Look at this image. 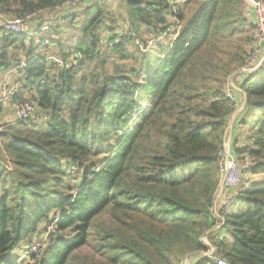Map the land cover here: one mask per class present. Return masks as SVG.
<instances>
[{
	"label": "trees",
	"instance_id": "1",
	"mask_svg": "<svg viewBox=\"0 0 264 264\" xmlns=\"http://www.w3.org/2000/svg\"><path fill=\"white\" fill-rule=\"evenodd\" d=\"M64 1L0 0V12L22 17ZM122 1L125 29L107 50L131 56L124 45L133 33L167 39H157L139 70L122 72L117 61L112 72L105 68L110 56L99 48V24L110 14L103 3L83 9L71 47L52 23L62 12L52 15L47 34L34 21L38 39L0 30V73L23 61L15 97L44 116L40 122L0 117V254L27 240L16 262L6 257L2 264L23 258L24 264H182L185 255L191 264H215L202 254L210 246L228 264H264V60L239 74L236 88L224 79L210 84L217 41L251 31L241 42L251 49L234 54V68L253 51L255 26L242 13L243 0ZM76 18L65 16L68 24ZM47 55L81 59L55 67ZM227 89L242 103L231 125L235 103ZM230 127L231 155L243 174L249 162L255 177L242 179L232 204L222 208L214 203L218 152ZM42 224L46 244L36 255L28 250ZM86 244L93 252L81 251Z\"/></svg>",
	"mask_w": 264,
	"mask_h": 264
},
{
	"label": "built area",
	"instance_id": "2",
	"mask_svg": "<svg viewBox=\"0 0 264 264\" xmlns=\"http://www.w3.org/2000/svg\"><path fill=\"white\" fill-rule=\"evenodd\" d=\"M82 4V0H65L64 2L58 3V5L52 9L32 12L22 17H7L3 13H0V30L4 35H8L10 33L28 34L29 24L32 21H36L39 23L38 30L40 32H46L50 27L48 21L53 14L74 10ZM242 13L244 17L248 21H252L255 26L254 48L250 58L242 68V72L247 73L257 68L264 60V56L259 58L257 56L261 52L264 44V0H243ZM46 58L49 61H52V65L55 67H69L76 64L77 61L81 59L80 56H75L69 61L64 62L62 59L53 55H47ZM9 63L13 64V62ZM15 64L19 68L25 65L23 61H16ZM17 67H11L4 73L3 76L0 77V109L1 107L9 104V106H7V111L10 113L12 119L19 121H28L29 119L34 120L36 116V109L34 105L27 100H22L15 97L16 94L21 91L23 87V81L19 78H14L11 75L9 76L7 73L10 70L15 71ZM227 95L229 99L235 103V105L238 104L234 94L229 89H227ZM233 114L234 111L232 112V116ZM230 121L231 122L229 125L232 124L233 118H231ZM218 172L220 179L214 203L216 204V202L220 201L221 207L226 208L232 204L234 199L233 191L237 186L240 185L243 179L242 168L238 163H236L233 156L231 155L229 141H225L223 147L218 152ZM220 218L223 220V217ZM47 231L49 233L55 232L53 223L48 224ZM202 254L213 259L215 264H228L226 259L217 252L215 247L210 246L206 251L202 252Z\"/></svg>",
	"mask_w": 264,
	"mask_h": 264
},
{
	"label": "rangeland",
	"instance_id": "3",
	"mask_svg": "<svg viewBox=\"0 0 264 264\" xmlns=\"http://www.w3.org/2000/svg\"><path fill=\"white\" fill-rule=\"evenodd\" d=\"M90 1H93V5L98 4V3L94 2V0H90ZM98 1H99V3H103L105 5L106 10L110 14V15L106 16L107 18L102 19L100 24H99V26L102 27V29H100V33H102V35H103L102 38H101L102 40L99 43V48H100V50L102 52L107 54V56H110V58L105 63V68L111 69V72H112V68L115 65L114 62L117 61L118 62V66L122 70V72L129 71L132 68H137L139 70L141 65H142L141 60L143 61V58L147 55V53L149 51L154 50L158 46V42H157L158 40L157 39L159 38V40H161L162 43H166L167 39H165L164 35H159V36L156 37L153 34L142 33V36L139 37V36H137L136 34L133 33V41L131 43H127V44L124 45V48H125L126 52L131 54V56H128V57H125V58H121L120 56H117L116 54H113L112 50L111 49L107 50L106 47L107 46H112V45L118 43V39L117 38L120 37V35L123 33V31L125 29V28L122 27L123 26V22H124V16H125L124 15L125 14L124 13V4L122 3L123 2L122 0H98ZM87 5L88 4L80 5L81 9L79 11H72V13H75L77 15V18H76V20L74 21L73 24L66 25V27L71 31L70 35H74L75 36V34L78 32L77 28L80 27L83 24L84 19H85V17L83 16V9ZM194 8H195V5L190 6L189 9H188L187 15L190 14L193 11ZM5 16L11 17V16H8V15H5ZM33 22L34 21H32L30 23V25L31 24L33 25ZM104 23H108L109 25H111L112 28H113L112 29L113 31L109 32L108 26H104ZM73 26H75V27H73ZM179 26L180 25L177 26V29L179 28ZM33 27L35 29L36 26H33ZM143 30L144 31H142V32H145V28ZM250 32L251 31L248 30V31H244V33H243L241 31H239V29H238V32H236L235 35H233V36H231V37H229L227 39H222V40L217 41L216 46H214L215 47L216 56L213 57L214 58V62L217 63V64L214 66V71L215 72H214L213 75H215V76L210 79V84H211V82L214 83V84H217L219 81L221 82V79H224V83L227 81V83H230L234 87H236L235 81H236V79H238L237 77H238L239 74L244 73V72H242V68L244 66L240 65V66H238V68H234V66H237L238 62H239L237 58H234V54L236 52L239 53V54H242L243 52H247L248 53V51L251 49V46L249 44H247L244 47H241V42L244 40L245 34H250ZM110 33L112 34V36L115 34L116 38H114L113 40L109 39V40H107L104 43V39L106 40V38L109 36ZM46 34H47V32H46ZM128 34H129V32H128ZM130 35H132V33ZM1 36L2 35L0 33V38H1ZM26 36L33 37V39H38V38H35L36 37L35 36V32L31 31V30H29V32H28V34H26ZM28 40L29 39H27V41ZM48 40H49V38H47V40L45 39V43H47ZM67 41L61 40L63 46H65L64 43L67 44V43L70 42V41H68V42ZM50 47H51V45L45 47V49L46 50L50 49ZM257 56H258V58L261 57V56H264V44H263L261 52ZM226 66H228L230 68H234V69L232 70V72L230 73L229 76L224 77L223 73H224L225 69L228 68ZM95 71H102V70H100V66H96L95 67ZM4 73H5V71L3 73H0V77L3 76ZM7 73H8L9 76L11 75L12 77H17V72L16 71L10 70ZM217 79H219V80H217ZM140 80H143V77L139 78V81ZM210 84L208 83L207 85H210ZM199 86L203 87V85H201V84ZM240 97L243 98V95L240 96ZM6 109H7L6 107H1L0 117H2V119L7 122V120H11L12 117H11L10 113H8V111L7 112L5 111ZM241 109H242V103L241 102L238 103L237 105H234V114L231 117V118H233V120L236 118V116L241 111ZM4 115H5V117H4ZM35 115H36L35 118H34L35 122H37V121L40 122L43 119V117H44L42 113H40V114L36 113ZM2 119L0 118V122L4 123L2 121ZM232 129H233V127H232ZM232 129L230 127V131L229 132H231ZM229 138H230V136L228 135L226 137V141L227 142L228 141L230 142ZM99 160H103V157H100ZM246 162H248V161H246ZM248 163H245V165H244V167H245L244 169L246 170V172H244V174L242 176L243 184L247 183L248 180H253V178L255 177L254 175H252V176L249 175V173L247 171V168H246ZM77 178H79V180H80L81 176L79 175L75 179L73 178L74 179V180H72V185L73 186H75V184L78 182ZM107 217H108L107 213H104L101 216V219H106ZM45 237H46V234H43L40 238L38 236L37 239L30 245V248H29L28 251L30 252V251L33 250L35 252V254L38 255V252H39L38 249H41V247H43L46 244V242H45L46 238ZM203 240L205 242H207V238L206 237H204ZM26 244H27V240L25 242L21 243V245L18 248L14 249L13 251L5 252V253L0 254V264L3 263L2 259L6 258V257H11L12 258L11 260L16 262L18 260V257L21 256L25 252L24 246ZM81 251H83V252H93V248L89 244H86L84 247L81 248ZM25 260L26 259H24V258L20 259V261H19L20 263L19 264H24ZM182 264H191L189 262V260H188V256L187 255H185L183 257Z\"/></svg>",
	"mask_w": 264,
	"mask_h": 264
},
{
	"label": "crops",
	"instance_id": "4",
	"mask_svg": "<svg viewBox=\"0 0 264 264\" xmlns=\"http://www.w3.org/2000/svg\"><path fill=\"white\" fill-rule=\"evenodd\" d=\"M94 2H96V3H99V1L98 0H94ZM83 4H88L87 6H89V7H91V6H93V1H88V0H86L85 2H83ZM82 4V5H83ZM81 9V7L79 6L78 8H76V9H74V10H69V11H65V12H62L61 14H59V15H57L54 19H53V21H52V23L54 24V25H59L60 26V36H61V40H63V41H70L69 43H64V45L66 46V47H68V46H72L74 43H75V41H76V38H77V33L75 34V36L74 35H70V33H71V31L66 27V25H68V22H67V20L65 19V16H67V15H69V14H71L72 13V11H79ZM73 14V13H72ZM75 14V13H74ZM77 16V15H76ZM74 22H71V24H73ZM33 26H35V23L33 22V25L31 24H29V29L32 31H34V27ZM31 27V28H30ZM73 27H75V26H73ZM77 30H78V28H77ZM67 41V42H68ZM49 49H47V51H48ZM14 78H17V77H14ZM233 86V85H232ZM236 88V87H235ZM7 106H9V104H7V105H5L4 107H6L7 108ZM4 109V108H3ZM229 136H230V138H231V133L229 132ZM229 138V139H230ZM45 230H44V225L42 224V226H41V228H40V230L38 231V233L36 234V235H34L33 236V238H32V242H34L36 239H37V237L39 236V238L43 235V234H45V232H44Z\"/></svg>",
	"mask_w": 264,
	"mask_h": 264
},
{
	"label": "water",
	"instance_id": "5",
	"mask_svg": "<svg viewBox=\"0 0 264 264\" xmlns=\"http://www.w3.org/2000/svg\"><path fill=\"white\" fill-rule=\"evenodd\" d=\"M262 62H263V61H262ZM254 70H255V69H254ZM254 70H253V71H254ZM251 72H252V71H251ZM49 235H51V234H49Z\"/></svg>",
	"mask_w": 264,
	"mask_h": 264
}]
</instances>
